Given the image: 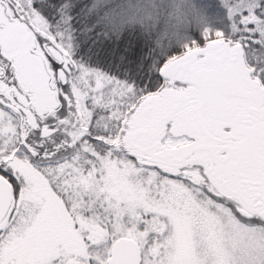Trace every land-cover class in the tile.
Masks as SVG:
<instances>
[{"label":"snow or ice","instance_id":"obj_1","mask_svg":"<svg viewBox=\"0 0 264 264\" xmlns=\"http://www.w3.org/2000/svg\"><path fill=\"white\" fill-rule=\"evenodd\" d=\"M0 264H264V0H0Z\"/></svg>","mask_w":264,"mask_h":264}]
</instances>
